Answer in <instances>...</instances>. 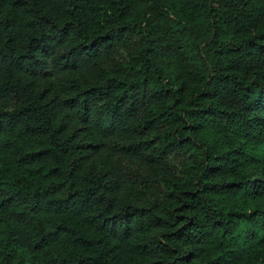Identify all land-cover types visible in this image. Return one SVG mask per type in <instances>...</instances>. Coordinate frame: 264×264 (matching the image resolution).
I'll return each mask as SVG.
<instances>
[{"label": "trees", "instance_id": "trees-1", "mask_svg": "<svg viewBox=\"0 0 264 264\" xmlns=\"http://www.w3.org/2000/svg\"><path fill=\"white\" fill-rule=\"evenodd\" d=\"M0 264H264V0H0Z\"/></svg>", "mask_w": 264, "mask_h": 264}]
</instances>
